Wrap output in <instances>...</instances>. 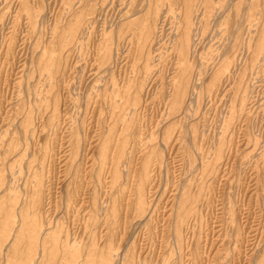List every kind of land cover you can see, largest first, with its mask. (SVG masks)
Instances as JSON below:
<instances>
[{"label": "rangeland", "instance_id": "rangeland-1", "mask_svg": "<svg viewBox=\"0 0 264 264\" xmlns=\"http://www.w3.org/2000/svg\"><path fill=\"white\" fill-rule=\"evenodd\" d=\"M0 264H264V0H0Z\"/></svg>", "mask_w": 264, "mask_h": 264}, {"label": "bare ground", "instance_id": "bare-ground-1", "mask_svg": "<svg viewBox=\"0 0 264 264\" xmlns=\"http://www.w3.org/2000/svg\"><path fill=\"white\" fill-rule=\"evenodd\" d=\"M42 237V236H41Z\"/></svg>", "mask_w": 264, "mask_h": 264}]
</instances>
